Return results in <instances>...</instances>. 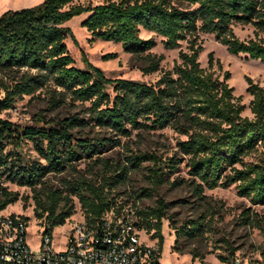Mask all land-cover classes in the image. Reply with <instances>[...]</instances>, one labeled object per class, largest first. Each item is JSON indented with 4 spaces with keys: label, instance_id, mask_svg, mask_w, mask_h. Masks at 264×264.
Returning <instances> with one entry per match:
<instances>
[{
    "label": "trees",
    "instance_id": "16d2710c",
    "mask_svg": "<svg viewBox=\"0 0 264 264\" xmlns=\"http://www.w3.org/2000/svg\"><path fill=\"white\" fill-rule=\"evenodd\" d=\"M82 13L81 24L93 38L121 42L126 51L142 60L144 73L158 70L164 55L150 50L156 40L143 37L142 29L161 35L166 47H177L182 40L188 46L180 50L174 66L163 70L154 82L111 77L86 55V65H76L69 51L66 39L75 36L66 22ZM236 25H252L254 35L240 37ZM263 32L264 0H42L6 9L0 15V93L5 92L0 96V113L17 98L39 89L46 91L49 105L59 107L78 100L90 104L86 108L89 114L84 116L70 111L45 119L41 114L44 124L22 125L0 115V173L34 187L35 213L44 218L45 231L51 232L74 214L72 194L78 196L85 218L96 223L108 211L120 212L107 187L127 175V163L95 158L107 170L117 171L110 178L103 173L100 182L84 175L65 177L60 188L42 185L44 179L50 173L76 171L77 160L120 142V136L84 132L89 125L125 136L137 128L170 127L185 136L177 140V152L165 160L146 151L129 157L131 166L152 161L148 170L154 186L168 180L167 169L176 168L187 157L186 164L198 179L194 180L198 194L203 195L206 187L236 182L239 193L264 203V86L247 77L252 114H246L243 95L236 94L228 81L230 71L221 75L214 69L215 63L221 65L220 59L213 51L208 66L199 59L201 34L213 33L231 53L264 61ZM114 55L109 52L104 57ZM27 141L33 142L39 158L24 159L22 149ZM0 188L2 210L19 193L3 185ZM168 205L160 197L155 206L137 210L138 224L154 230L161 251ZM183 226L191 233L200 224L190 220V225ZM234 252L233 248L231 254Z\"/></svg>",
    "mask_w": 264,
    "mask_h": 264
},
{
    "label": "rangeland",
    "instance_id": "374dc122",
    "mask_svg": "<svg viewBox=\"0 0 264 264\" xmlns=\"http://www.w3.org/2000/svg\"><path fill=\"white\" fill-rule=\"evenodd\" d=\"M42 0H0V15L9 8H19L32 5ZM77 2L99 3L104 0H75ZM85 13L74 16L66 23L71 26L74 36H68L66 41L69 51L75 59V64L84 67L86 55L91 62L100 66L111 77H128L147 82H154L165 69L172 68L179 57L180 50L187 49L188 42L182 40L177 47H166L163 37L152 31L142 29L143 37L153 36L156 44L151 51L163 54L158 70L144 73L141 70L142 60L132 52L126 51L121 42L93 38L91 32L81 24ZM235 30L240 37L254 35L252 25H236ZM264 35V32L262 33ZM203 48L199 59L204 66H208L209 52L213 51L215 58L220 59L221 65L215 63L217 73L224 75L230 71L229 83L234 86L236 94L243 95V101L247 104L244 111L252 114L249 102L252 95L248 92L247 77L251 76L255 81L264 86V61L246 57L243 54L231 53L227 46L220 42L213 33H202ZM112 52L113 57L105 58L104 55ZM4 91L0 96L4 95ZM89 102L78 100L75 104L62 106L49 105L47 93L39 89L35 93L24 94L17 98L13 105L2 110L0 115L13 120L15 123L44 124L39 119L41 114L45 119L63 116L76 112L82 116L88 115ZM91 135L120 136V142L116 145L107 144L92 157L85 156L75 162L76 171L64 173H50L41 183L48 187H64L65 177L74 178L84 175L101 181V175L109 177L117 171L107 170L103 162L95 158H106L108 162L127 163L128 173L125 177H119L112 187H107L109 196L121 207L120 213L138 219L137 210L155 206L158 199L163 197L169 202L167 208L168 217L163 218L162 232L164 243L162 261L165 264H233L234 258L240 256L244 264H264V203L255 202L250 195L241 194L236 182L228 185L206 187L203 195L196 192L194 180H198L190 172L189 165L184 157L179 165L168 170V180L158 186L152 183V177L148 166L151 160L143 161L139 166H131L129 157L139 151L155 152L163 160L177 152V140L185 138L170 127L164 128H137L130 136L115 134L110 129L89 125L83 129ZM22 154L25 160L39 158L32 141L23 145ZM247 159H252L248 157ZM116 175V174H115ZM116 178V177H115ZM116 180V179H114ZM176 181V183L174 182ZM0 184L9 190L18 191L19 198L10 203L3 210L28 217L27 239L33 247H37L41 237V226L44 218L35 213L34 187L19 184L0 173ZM38 184L37 188L41 185ZM75 203V212L69 217L70 221L80 218L83 213L81 202L76 195H71ZM190 220H196L200 226L194 232H185L183 224H189ZM178 226L180 229L177 231ZM63 225H58L54 231L56 248H60L63 242ZM142 239L149 244L160 245L159 237L154 236V230L142 231ZM235 249L234 254L231 250Z\"/></svg>",
    "mask_w": 264,
    "mask_h": 264
},
{
    "label": "built area",
    "instance_id": "2783aa9c",
    "mask_svg": "<svg viewBox=\"0 0 264 264\" xmlns=\"http://www.w3.org/2000/svg\"><path fill=\"white\" fill-rule=\"evenodd\" d=\"M60 225L66 227L60 248L54 243L57 226L47 232L46 222L33 247L27 239L28 220L0 210V264H165L160 245L142 239L138 219L120 212L108 211L96 223L82 215ZM233 264H244L242 257L236 256Z\"/></svg>",
    "mask_w": 264,
    "mask_h": 264
}]
</instances>
